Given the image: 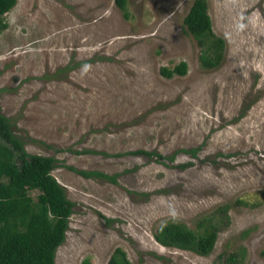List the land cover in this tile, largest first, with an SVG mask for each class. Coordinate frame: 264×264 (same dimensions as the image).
<instances>
[{"label":"rangeland","instance_id":"1","mask_svg":"<svg viewBox=\"0 0 264 264\" xmlns=\"http://www.w3.org/2000/svg\"><path fill=\"white\" fill-rule=\"evenodd\" d=\"M192 2L127 0L125 17L115 0H18L5 13L0 112L27 152L57 159L74 203L56 264H106L117 247L131 264H264V0H206L225 41L214 68L184 24ZM181 61L184 75H162ZM207 218L209 254L154 238Z\"/></svg>","mask_w":264,"mask_h":264},{"label":"trees","instance_id":"2","mask_svg":"<svg viewBox=\"0 0 264 264\" xmlns=\"http://www.w3.org/2000/svg\"><path fill=\"white\" fill-rule=\"evenodd\" d=\"M17 1L0 0V33L8 27L5 13ZM126 3L127 0H115L125 17L128 15ZM184 24L201 47L202 65L206 68L218 66L223 58L225 41L213 31L206 0H193ZM186 70V62L181 61L173 68L162 67L161 73L172 77L184 75ZM198 149L199 146L181 148L177 152L195 155ZM133 153L161 156L154 150L139 149ZM174 155L167 158L173 159ZM56 166L54 156L27 152L22 139L13 132L10 119L0 112V264H56V250L65 240L74 205L67 197L65 187L52 173ZM70 167L86 178L103 177L116 182L118 176L117 173ZM31 191L37 192L36 198ZM197 227L195 230L183 222L168 221L158 226L154 238L163 246L209 254L218 236L217 222L207 218ZM227 261L228 264H242L241 259L232 254ZM106 264L131 262L125 251L117 247Z\"/></svg>","mask_w":264,"mask_h":264}]
</instances>
